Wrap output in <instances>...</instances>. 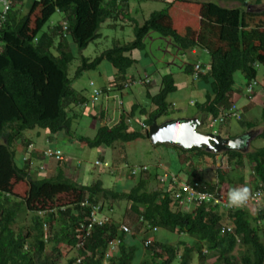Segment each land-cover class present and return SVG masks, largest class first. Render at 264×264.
<instances>
[{"label":"trees","instance_id":"obj_1","mask_svg":"<svg viewBox=\"0 0 264 264\" xmlns=\"http://www.w3.org/2000/svg\"><path fill=\"white\" fill-rule=\"evenodd\" d=\"M215 1L166 0L162 9L151 11L141 23L129 15L127 0H31L25 14L17 7L10 10L0 28V264H56L61 247L76 251L77 256L67 264H171L175 259L178 264H189L192 254L201 260L216 256L217 264H264V200L262 205L248 206H255L253 212L246 207L220 209L210 201L193 202L184 210L171 195L170 176L161 189L150 190L156 173L139 175L123 191L103 188L99 180L81 185L64 175L59 161L53 175H40L39 171L31 174L30 157L44 149H34L32 139L23 136L24 131L36 128L44 130L48 140L59 132L67 134L73 118L78 117L77 112L73 113L78 106L83 111L88 108V114L95 119L89 108L97 102L87 98L90 92L86 95L83 89L74 88L72 80L85 71H96L102 80L113 76L109 85L123 88L132 80L130 68L143 63V59L151 61L143 41L149 32L171 39L182 52L198 49L207 53L209 73L198 78L204 84V98L195 103V108L211 120L216 119L230 105L235 72L242 75L245 84L258 83L257 67L264 72V9L251 10L244 5L245 0ZM260 2L254 0V4ZM186 3L194 6L198 18L193 30L173 20L172 13H178ZM228 3L237 4L230 7ZM55 13L60 20L43 32ZM107 19L129 23L132 40L116 42L92 59L79 55L78 65L69 75V65L76 57L70 46L78 53L86 49L99 39L100 25ZM133 52L140 55L139 61ZM104 62L110 69L100 72ZM198 62L187 64L185 73L191 75ZM90 82L92 88H99L93 80ZM148 87L145 85V92ZM175 91L172 75L162 74L158 92L147 95L146 103L133 104L128 112H121L114 126L98 122L92 138L77 139L89 148H111L115 143L147 139L146 132L136 129V123L128 125L125 120L141 116L146 125L151 124L167 114V96ZM97 100L105 107V98ZM150 106L153 111H149ZM243 114L239 125L246 131L255 128L256 124ZM258 138L264 140V128ZM171 146L183 162L177 173H184L188 183L200 182L208 191L218 188L222 195L233 187L251 185L255 189L264 184V146L219 154L205 147ZM216 157L224 159L226 166L214 169V183L203 180L195 170L200 164L188 166L192 160L211 164ZM245 164L250 167V179L242 173ZM119 199L128 203L132 216L126 223L136 234L122 231L121 222L105 209V203ZM84 201L88 204L82 205ZM92 205L99 206L98 215L107 217V221L94 226L82 245L77 246L80 224ZM158 229L167 231L164 241L154 233ZM112 241L117 243L110 254L108 244ZM141 248L143 255L136 263Z\"/></svg>","mask_w":264,"mask_h":264},{"label":"rangeland","instance_id":"obj_2","mask_svg":"<svg viewBox=\"0 0 264 264\" xmlns=\"http://www.w3.org/2000/svg\"><path fill=\"white\" fill-rule=\"evenodd\" d=\"M128 1V13L129 15L137 21V23L142 22V17H147V15L151 11H158L164 7L163 2L166 0H127ZM204 1H212L216 2L215 0H204ZM247 1V2H246ZM244 1V5H248L251 7V10H259L264 9V0H261L260 3L254 4V0H246ZM31 0H22L21 2L15 0V4H18L17 11L21 14H25L27 12L28 6ZM22 3V6H20ZM237 3H228V6L236 5ZM248 7V9H249ZM184 10L186 12H184ZM173 20L176 19V24L180 27H187L189 26L192 30L197 28L198 18L196 16V12L194 11V6L190 4H185L184 6H180L178 9V13H172ZM183 14L186 17H183ZM60 20V15L55 13L53 14L49 21L43 28V32H47V29L52 25L55 24ZM100 37L99 39L95 40L93 43H90L88 47L78 53L75 49L70 46V51L74 53L76 56L74 60L69 65L68 74L71 75L74 69L78 65V57L81 55L82 57L92 59L96 55H98L101 51L111 48L114 43H123L132 40V30L130 28V24L125 22L123 24L121 21H113L111 19H107L104 23L100 25L98 31ZM144 44L146 46L145 50L147 52L148 57L151 61L143 59V63L140 62L139 65L133 66L131 68V72L134 73L135 70H142L145 65L153 64L154 68H165V65L169 63L170 65L166 68H170L174 73L178 70L181 74L186 77L188 83H190V79L188 78L189 75L185 73V66L187 64H193L194 62L200 61L201 63H207L208 59L207 56L202 53L200 50H196L195 54H190L189 52H182L177 46H175L171 39L162 37L155 32H149L143 39ZM54 53L53 50H51ZM77 58V59H76ZM100 72H106L110 69V65L108 63L102 64L100 67ZM176 68V69H175ZM257 78L260 82V85H264V72L261 67H258ZM153 77V74L151 75ZM72 78V77H71ZM155 78V76L153 77ZM181 76H177L176 83L179 85L181 81ZM94 82L95 86L98 85L102 81V77H98L97 72L95 71H85L82 75L74 80H72V86L74 88H80L85 90L86 95L88 92L92 90V87L89 86V82ZM233 88L237 89L239 86L244 83L243 77L239 72H235L233 75ZM191 84H195L191 81ZM145 87L142 85H132L129 90L133 92V96L136 97L135 101L134 98L131 100L127 99L128 91H124V95H120L122 97V104L121 99L113 98V103H108V108L110 109V114L105 115L104 119L105 122H111L114 118L117 120L118 112L122 109L125 112H128L132 104H140L142 98L140 95L141 91H144ZM264 90V87L262 88ZM140 91V92H138ZM180 93V92H179ZM171 94H168L167 102L170 105L167 114L161 116L156 119L157 124H162L166 121L172 120L173 118H177L178 115L185 114L186 117H191V115H195L197 110L195 108V104L193 102L188 103L187 101H199V103L203 100H196L193 97H187L182 104H178L180 102H174V100L170 99ZM118 95L114 94L111 90L110 96ZM257 95V92H256ZM89 96V95H88ZM200 99V98H199ZM262 99L257 96L256 101ZM254 100V98H253ZM96 105L90 109V114L95 116V119L88 114V108L84 111L81 109H76L74 112L78 113V117L73 118L69 132L66 134L64 132L56 133L52 136L50 140L46 139V133L44 130L41 129H33V130H26L23 133L24 138L32 139L34 143V149L38 151H42V149L51 148L58 149L62 154L63 158L59 160L61 162V167H63L64 175L73 179L77 180V183L83 184H92L93 182L99 180L103 188L108 189H118L127 191V189L134 184L139 178V175L142 177H147L148 174H155L156 177L150 183L149 189L150 190H159L161 189L160 184L157 181V178L160 176L162 172H168L169 174H177L175 176L178 180L188 181V177L184 173H177L178 166H181L183 162H181L175 153V149L172 148L170 144H156L152 145L149 140L137 139L135 141L127 142V143H115L111 148H104V151H99L98 148H89L80 142L77 138L79 136L92 138L95 133V122H100L101 116V107L99 105V101L96 100ZM264 99H262L259 106L252 109L253 105H249L250 107V121L256 124V127L253 128L249 133V142L248 147L243 152H248L253 148H259L264 146V140L258 138L259 134L264 128V117H262V107H263ZM239 105H242L240 102ZM129 108H126V107ZM96 108V109H95ZM241 109V108H240ZM242 110V109H241ZM71 113H69L70 115ZM208 116V115H206ZM205 117V116H204ZM209 118H206L204 121V126L201 128V132H214L216 134L221 135L222 137H230L235 138L241 136L246 130L242 128L238 121L235 120H227L224 121L223 124H215L212 128H210V124L212 121H209ZM174 121V120H173ZM116 122V121H115ZM101 123V122H100ZM261 127V128H259ZM94 129V131H93ZM140 132H143L140 128L136 127ZM250 131V132H251ZM36 132H39V135L36 136ZM251 141V142H250ZM38 145V146H37ZM45 147V148H44ZM191 156L194 153L190 154ZM43 152L39 155L30 157L31 164H30V171L31 174H36L39 171L40 175L49 176L54 174V170L57 167L56 161L53 159H43ZM223 159V158H222ZM28 160V159H26ZM33 161V162H32ZM96 161L101 163H108L107 166H101L95 164ZM16 164H19V159H15ZM187 164V163H186ZM195 167L200 164L195 170L201 174V178L206 180L208 183H214V169L215 168H224L226 166L225 160L219 159L216 157L214 162L211 164L207 161L205 163L197 162L196 160H192L188 166L193 165ZM187 166V167H188ZM143 167L146 168L143 170ZM242 173L245 174V177L249 179L251 177L250 167L249 165L245 164L243 166ZM133 176H131V175ZM175 178V179H176ZM248 190L254 189L251 185H246ZM231 189V188H230ZM229 191V189H228ZM259 205V204H258ZM106 211L118 222L127 226V219L131 217L132 214L128 210V203L125 202L123 199L116 200L114 202L105 203L104 204ZM257 206V205H255ZM249 207L248 210L253 212L255 208ZM190 207V206H188ZM250 214H253L251 213ZM130 232L136 234L133 228L127 226ZM154 233L157 234L158 237L163 238L164 241L165 233L167 231L163 229H158ZM183 234H177V237L182 236ZM156 236V235H155ZM169 239V235L167 236ZM132 243H134L132 241ZM141 245V244H140ZM142 249V248H141ZM137 255L135 262L137 263L139 259H141L143 255V249ZM204 251V249H203ZM180 250L178 251V254ZM236 256V252L234 253ZM77 256L75 250H68V248L61 247V257H59L56 264H67V261L71 258H75ZM216 256L207 257L201 260L197 257L196 254H192L190 263L189 264H217L215 262ZM73 264H77L74 262ZM171 264H178V260L175 259Z\"/></svg>","mask_w":264,"mask_h":264},{"label":"built area","instance_id":"obj_3","mask_svg":"<svg viewBox=\"0 0 264 264\" xmlns=\"http://www.w3.org/2000/svg\"><path fill=\"white\" fill-rule=\"evenodd\" d=\"M13 4V0H0V23L4 21L5 15L10 9L11 5ZM194 77L196 74L201 72L200 64L197 63L194 66ZM90 86H92V83H89ZM255 86V82L250 83L246 88V98L248 100H251L252 93H253V87ZM100 94V90L93 89L92 93L90 95V100L93 102H96ZM242 113L240 109L236 107L235 104L231 103L229 107L224 110L216 119L212 120L211 126L214 124H221L226 120H235L239 121L241 120ZM139 125L141 127H144V125L139 122ZM51 148H47L43 151V157L54 159L55 161H59L63 158L62 153L59 150H55ZM95 164L100 165L99 162H95ZM103 166H107V163H103ZM146 168L143 167V170ZM169 176V175H168ZM167 175L166 173H163L162 176L159 178V183L164 184L166 181ZM173 175H170V181L168 185L170 184L172 189V197L174 200H177L178 203L181 205V207L186 210L189 209L193 202L196 204H200L204 201H210L213 206H219V208H242L247 207L251 204L257 205L262 200H264V184L259 185L257 188L248 190L249 196L248 199L240 206H230L227 203V194L223 193V195L220 193V190L218 188H215L211 191H208L205 189V186L200 182H193L188 183L187 181L178 180ZM87 201H84L82 205H87ZM99 206L92 205L88 217H86L85 221L80 224V237L77 241V246H81L84 239H86L94 226H100L104 222L107 221V217L98 215ZM45 228V225H44ZM120 228L122 231L129 233L130 230L125 225H120ZM226 231H229V228H225ZM117 241H112L108 244V251L111 253L114 252L116 247ZM148 242H145V245H147ZM109 252L105 255L106 257L109 256Z\"/></svg>","mask_w":264,"mask_h":264},{"label":"crops","instance_id":"obj_4","mask_svg":"<svg viewBox=\"0 0 264 264\" xmlns=\"http://www.w3.org/2000/svg\"><path fill=\"white\" fill-rule=\"evenodd\" d=\"M167 1H169V0H167ZM246 1V0H245ZM247 2V1H246ZM195 50H192L191 52H189L190 54H195ZM202 53H204L206 56H207V58L206 59H208V61H207V63H205L206 65H209V57H208V55H207V53L205 52V51H202ZM132 56L134 57V58H137L138 57V60H140V55L138 54L137 55V53L136 52H133V54H132ZM204 64V63H203ZM138 65H139V63H138ZM170 64L169 63H167L166 65H165V68H158V69H156V68H154V65L153 64H149V65H145V67L142 69V70H135V73H131L132 74V79L133 80H135V79H137V78H140V76L145 72V74L147 73V72H150V73H148V74H153V77L155 76V79H157V81H158V78L159 77H161V75L162 74H171L172 75V78H173V80H174V83H175V86H176V92H174L172 95H171V97H170V99H172V100H174V102H180V103H178V104H182V102H184V100H186V98L187 97H193V98H196V100H203V98H204V93H205V90H204V84L202 85V82L201 81H199V80H197V81H195L194 83L195 84H191V78H190V75L188 76V78L190 79V83H188V81L186 80V77L183 75V74H181L178 70L174 73L170 68H166L167 66H169ZM139 68H140V65H139ZM176 69V68H175ZM130 70H131V68H130ZM129 70V71H130ZM145 74H144V76H145ZM177 76H181L182 78H181V81H180V83H179V85L176 83V78H177ZM113 77V76H112ZM112 77L110 76V77H108L107 79H104V80H102L101 81V83L98 85L99 87H101V85H103L104 84V81L106 82V80H108L107 81V85H105V86H113V83H110V85H109V83L108 82H110L111 81V79H112ZM258 81V83H260L259 82V80H257ZM193 82V81H192ZM159 83V82H158ZM239 87L237 88V89H234V92L232 93V95H231V101L232 102H234L239 108H241L242 109V112L244 113L243 114V117L245 116L248 120H250V116H251V113L252 112H250L252 109H254V108H256V106H259L260 104H258V102L259 103H261V101H262V99H264V90L262 89L263 87H264V85H261L260 86V84L258 85V88L256 89V92H257V95H255V97H254V100L253 101H251L250 103H248V102H246V99L244 98V95H243V88H244V84H242V85H238ZM138 92H140V91H138ZM180 92V93H179ZM84 93L86 94V92H85V90H84ZM155 93V90H152V91H149V94L150 95H153ZM147 92H144V91H141L140 92V95L139 96H141V98H142V101H141V105L142 104H144V103H146V97H147V95H149ZM121 95H124V92H122V94ZM260 95V97L262 98V99H260L259 101L257 100L256 101V98H257V96H259ZM112 97L113 96H110V94L108 95V98H107V100H112ZM87 98H88V96H87ZM132 98H134V101H135V99H136V97L135 96H133V92L131 91V90H129L128 91V93H127V99L128 100H131ZM200 98V99H199ZM121 102H123V100H121ZM188 103H191V102H193L194 104L195 103H199V101H191V100H189V101H187ZM202 102V101H201ZM200 102V103H201ZM240 102H242V105H239L240 104ZM108 103H110V104H112L111 102H109V101H107L106 102V100L104 101V105H105V107H103V106H100L101 107V116H100V120L102 121V123H105V119H104V117H105V115H109L111 112H110V109L108 108ZM100 104V103H99ZM172 104V103H171ZM253 105V107H252V109L250 110V107H249V105ZM133 105V104H132ZM256 105V106H255ZM79 107V108H78ZM78 107H76V108H74V110H76V109H80L81 108V106H78ZM124 107V106H123ZM122 107V108H123ZM260 108H261V106H259ZM125 108V107H124ZM126 108H129L128 106L126 107ZM96 109V108H95ZM74 110H73V113H75L74 112ZM82 110V109H81ZM94 109L92 108V111H93ZM150 110H152V109H150ZM91 116V115H90ZM93 116V115H92ZM206 118H209V116H205L204 117V115H202L201 113H199L198 111H197V113L195 114V115H191V117H186L185 116V114H182V115H178L177 116V118H173V119H184V120H187V119H196L197 121H198V124L199 125H197V128L201 131V128L204 126V121L203 120H205ZM115 118H114V120L113 121H111V122H108V124L107 125H109V126H113V124H109V123H114L115 122ZM106 124V123H105ZM96 125H97V121L95 122V127H96ZM259 128H261V127H259ZM252 130V129H251ZM251 130H249V131H246V132H244L242 135H246V134H248V132L249 133H252V131ZM93 131H94V129H93ZM215 131V130H214ZM251 131V132H250ZM251 142V141H250ZM242 147V146H241ZM104 148L105 147H103V146H100L98 149H99V151H101V152H103L104 151ZM241 149V148H240ZM242 150V149H241ZM250 179V178H249ZM77 181V180H76ZM79 184H81V185H87V184H83V183H79ZM259 204H263L262 202H260ZM249 208V207H248Z\"/></svg>","mask_w":264,"mask_h":264},{"label":"water","instance_id":"obj_5","mask_svg":"<svg viewBox=\"0 0 264 264\" xmlns=\"http://www.w3.org/2000/svg\"><path fill=\"white\" fill-rule=\"evenodd\" d=\"M196 119H177L157 124L155 120L148 126L146 136L152 145L171 144L182 149L202 148L219 154L228 150H246L249 134L235 138L222 137L214 132H200L197 130Z\"/></svg>","mask_w":264,"mask_h":264},{"label":"clouds","instance_id":"obj_6","mask_svg":"<svg viewBox=\"0 0 264 264\" xmlns=\"http://www.w3.org/2000/svg\"><path fill=\"white\" fill-rule=\"evenodd\" d=\"M18 6V4H15V0H13V4L11 5V7H10V9L8 10V12L6 13V15H5V19H4V21L3 22H1L0 23V28L4 25V23L6 22V19H7V15L9 14V12H10V10L11 9H13L14 7H17ZM139 61V60H138ZM199 64H200V66H201V63L200 62H198ZM195 66V65H194ZM194 66H193V72H192V74L190 75V78H191V80L193 81V82H195V81H197V80H199L198 78H199V76H202V75H205V74H207V73H209V65H206V64H202V66L200 67L201 68V72H199L198 74H196V76L194 77V74H195V71H194ZM259 68L257 67V70H258ZM148 73H150V72H147L146 74H145V72L140 76V78H137V79H135V80H131L130 82H128V83H125L124 85H123V88H120V89H118L117 87H113V86H106L104 89H106L105 91H104V89H103V87H99L97 90H100V92L102 93V97H98V99H100V98H105L106 100H107V98H108V95L110 94V92H111V90L114 92V94H117L118 93V95H113V97H112V102H113V98H119V99H121L122 100V97L120 96L121 94H122V92H124V91H128L129 89H130V87L132 86V85H142V86H144L145 87V85H149V87H148V91H147V93L149 94V91H152V90H155V93L153 94V95H155L157 92H158V89H159V84H160V77L158 78V81H157V79H155V78H153L151 75L152 74H148ZM144 74H145V76H144ZM112 79H113V77H112ZM111 79V80H112ZM257 80H258V78H257ZM159 82V83H158ZM252 82H255V81H252ZM252 82H249V83H243L244 84V92H243V95H244V98L246 99V102H248V103H250L251 101H253V98L255 97V95H256V89L258 88V85L260 84V83H257V82H255V86L253 87V93H252V98H251V100H248L247 98H246V88H247V86L250 84V83H252ZM91 83V82H90ZM175 84V83H174ZM90 86V85H89ZM261 86V85H260ZM176 87V86H175ZM93 89H95V88H92V90ZM235 89V88H234ZM92 90L90 91V94H89V96H88V98L90 99V95H91V93H92ZM107 91H108V93H107ZM144 92H145V89H144ZM176 92V91H175ZM153 95H148V96H153ZM168 97V96H167ZM231 103H233V104H235L234 102H232L231 100H230V104ZM121 104H122V102H121ZM169 104V103H168ZM169 105H171V104H169ZM236 105V104H235ZM83 107V106H82ZM229 107V106H228ZM236 107L238 108V109H240L237 105H236ZM154 107L153 106H150L149 107V111H153L154 109H153ZM150 109H152V110H150ZM129 111V110H128ZM240 111H241V113H242V110L240 109ZM121 112H123V113H126L125 112V110L122 108L119 112H118V116H117V120H115L116 122H114V123H109V124H113V126L115 125V124H117L118 123V121H119V115H120V113ZM99 121H101L100 119H98ZM155 121H156V119H154ZM172 120H175V119H172ZM177 120V119H176ZM169 121H171V120H169ZM209 121H212L211 119H209ZM227 121V120H226ZM125 122L128 124V125H130L131 123H136L138 126H139V128L141 129V130H143V132H147V128H148V126L150 125H146L145 123H144V117H141V116H135V117H133V118H127L126 120H125ZM139 122H141L143 125H144V127H141L140 125H139ZM167 122V121H166ZM106 124L105 125H107L108 123L107 122H105ZM152 123V122H151ZM157 123V122H156ZM224 123V122H223ZM223 123H221V124H223ZM199 125V124H198ZM215 125V124H214ZM108 127H111V126H109V125H107ZM213 127V125L211 126V124H210V128H212ZM197 130L198 131H200L198 128H197ZM201 132V131H200ZM214 133H216V131H214ZM221 136V135H220ZM147 140H148V138H147ZM171 145V144H170ZM104 147V146H103ZM106 148V147H105ZM242 150H244V149H242ZM63 155V154H62ZM64 157V156H63ZM54 160V159H53ZM55 161V160H54ZM96 162H99V161H96ZM100 163V165L101 166H103L102 164L103 163H101V162H99ZM104 163H106V162H104ZM108 164V163H107ZM163 173H166V175H167V177H168V175L170 176V175H173V176H177L176 174H172V173H168V172H162L161 174H160V176L157 178V181H158V183H159V178L162 176V174ZM131 175V174H130ZM131 176H133V175H131ZM134 177V176H133ZM166 180H167V178H166ZM166 182V181H165ZM160 184V183H159ZM166 183H164V184H160L161 186H164ZM248 196H249V192H248V189H247V187L246 186H237V187H233V188H231V189H229V191H228V193H227V203L230 205V206H240V205H242L247 199H248ZM262 202V201H261ZM258 205V204H257ZM247 209H248V206L246 207Z\"/></svg>","mask_w":264,"mask_h":264},{"label":"flooded vegetation","instance_id":"obj_7","mask_svg":"<svg viewBox=\"0 0 264 264\" xmlns=\"http://www.w3.org/2000/svg\"><path fill=\"white\" fill-rule=\"evenodd\" d=\"M176 120V119H175ZM241 149H244L243 146L241 147Z\"/></svg>","mask_w":264,"mask_h":264}]
</instances>
